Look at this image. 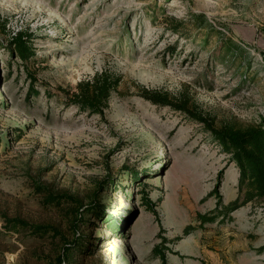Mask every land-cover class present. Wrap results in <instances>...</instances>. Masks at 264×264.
<instances>
[{"label":"rangeland","instance_id":"obj_1","mask_svg":"<svg viewBox=\"0 0 264 264\" xmlns=\"http://www.w3.org/2000/svg\"><path fill=\"white\" fill-rule=\"evenodd\" d=\"M163 13L206 15L208 44L191 26L168 32ZM18 31L31 37L29 60L14 53ZM103 71L122 78L104 115L70 106L63 91ZM143 89L189 98L218 125L257 123L264 0H0V216L54 225L72 244L63 213L44 207L37 188L85 197L109 181L104 205L125 235L100 221L81 230L90 240L73 264H163L157 247L167 264H264V202L202 226L198 215L237 199L235 163L200 124ZM2 227L0 264H56L65 245L62 235L22 241Z\"/></svg>","mask_w":264,"mask_h":264},{"label":"trees","instance_id":"obj_2","mask_svg":"<svg viewBox=\"0 0 264 264\" xmlns=\"http://www.w3.org/2000/svg\"><path fill=\"white\" fill-rule=\"evenodd\" d=\"M166 30L173 34L182 35L191 26L197 31H206L207 36L203 44H208V35L213 26L206 15L190 13L189 22L173 16L162 14ZM31 37L26 32H16L11 37V45L14 53L21 59L29 60L35 56V50L30 46ZM172 51L174 49L169 48ZM207 50V49H205ZM122 78L108 71L95 74L91 79L81 81L75 87L73 93L63 91L70 106H76L81 112L89 115L103 116L109 107V101L114 94H120L119 87ZM141 97L152 104L170 108L190 120L200 124L220 146L222 151L229 156L230 161L235 163L239 173L238 197L228 205L218 202L217 211L210 214L198 215L202 226L215 223L219 218L229 216L234 210L248 204L264 202V116L249 126H231L227 124L218 125L214 119L200 111L196 104H192L189 98L170 99L168 94L158 93L143 89ZM109 181L95 183V188L85 197L75 196L70 193H52L45 188H37L38 193L43 195L42 205L51 209H58L64 215L68 228L72 230L74 239L72 244L66 241V236L61 233L59 227L51 224H34L21 217H11L6 214L0 216L3 222L1 235L14 234L24 239L58 238L62 235L65 245L56 257V264H73L76 253L82 255L86 252L90 240L81 230L91 229L96 222L105 224V228L112 232L113 236H124L125 232L118 224V217H113L107 212L104 205L105 186ZM108 186V185H107ZM146 209L158 216L156 203H153L149 194L142 195ZM220 210V211H219ZM162 228V225H160ZM187 232L190 227H187ZM163 230V229H162ZM179 241L180 238L177 237ZM163 242H167L163 239ZM91 244V243H90ZM157 255L163 264H167L166 255L156 249ZM38 256V255H36Z\"/></svg>","mask_w":264,"mask_h":264},{"label":"crops","instance_id":"obj_3","mask_svg":"<svg viewBox=\"0 0 264 264\" xmlns=\"http://www.w3.org/2000/svg\"><path fill=\"white\" fill-rule=\"evenodd\" d=\"M233 165H234V167H235V169H236V181H237V189H238L239 173H238V170H237V168H236V165H235V164H233Z\"/></svg>","mask_w":264,"mask_h":264},{"label":"built area","instance_id":"obj_4","mask_svg":"<svg viewBox=\"0 0 264 264\" xmlns=\"http://www.w3.org/2000/svg\"><path fill=\"white\" fill-rule=\"evenodd\" d=\"M16 33H13V35H15Z\"/></svg>","mask_w":264,"mask_h":264}]
</instances>
